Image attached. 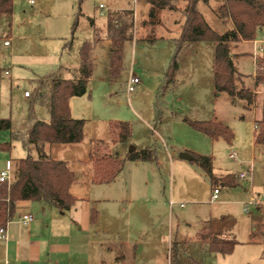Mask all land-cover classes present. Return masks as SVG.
Returning a JSON list of instances; mask_svg holds the SVG:
<instances>
[{
	"label": "rangeland",
	"instance_id": "obj_1",
	"mask_svg": "<svg viewBox=\"0 0 264 264\" xmlns=\"http://www.w3.org/2000/svg\"><path fill=\"white\" fill-rule=\"evenodd\" d=\"M149 1H81V15L72 42L74 54L69 51L70 64L77 56L76 46L92 37L89 19L94 20L96 28L103 29L108 14L117 18L123 11H133V39L124 43L122 70L113 80L108 77L109 42L102 41L95 46L88 92L70 100L72 118L84 120L82 139L76 144L54 145L52 156L65 162L73 173L69 191L79 199V203L86 200L96 210L100 208L117 214L123 226L119 227V220L106 221L111 223L113 240L124 244L127 264H132L131 260L133 264H168L170 241L179 243L183 264H264V245L258 243L262 240L260 228L264 225V146L254 150L252 140L254 118H260L264 89L262 86L257 88L259 93L250 107L252 111L244 110L241 103L232 105L225 93L215 95L213 44L193 42L182 46L174 83L162 95L165 71L174 54V39L178 38L176 21L184 18L182 8L186 2L175 0L177 12L161 11L160 24L156 25L148 16ZM17 3L24 7L27 5L25 0H17ZM223 3L224 0H209L207 4H198V10L209 27L219 35L230 30L216 14ZM78 4L79 0H45L36 2L33 9L48 19L67 20L69 15L71 24L63 36L69 39ZM99 5H104L107 11L100 13ZM0 24L5 35L8 18H3ZM255 39L264 40V32L256 33ZM34 40L22 39L20 53L34 55L32 51L42 44L62 46L64 43V40L59 42L51 35L39 43ZM3 41L0 39V68L6 69L15 60L10 59L9 50L2 46ZM254 48L242 42L229 44L235 68L245 76L244 81L252 90L251 76L254 72L264 76V42H259ZM254 51L256 62L262 63V69L257 72L252 57ZM24 60L31 62L25 63L24 72H12L10 78L0 75V98L3 99L6 118H10L18 130H24L28 125L30 107L37 121H49L50 81L44 82L43 94L38 98L28 80L36 68L29 69L35 66L34 60ZM45 76L48 79V73H42V77ZM75 77L71 75L68 78ZM54 78L59 77L55 75ZM131 78H137L139 83L134 92L128 93L126 86ZM25 92L31 94L29 100L24 98ZM183 118L193 121L214 118L227 126L236 140L230 144L223 139L210 140L183 122ZM117 121L130 124L132 132L128 143L121 144L113 138L111 125ZM131 147L137 151L153 150L156 162L126 160ZM182 152L210 156L213 172L235 174L237 186L220 188L219 200L210 203L212 188L201 169L194 163L182 162L186 168L172 165ZM231 152L237 154V162L228 159ZM90 153L96 158L118 155L125 161L114 184L97 186L86 183L91 175ZM27 155L37 158L36 150L29 147L27 151L21 142L15 141L10 152L11 160ZM250 166L253 169L251 180H238L237 176ZM206 229L223 238L234 239L237 242L234 251L225 256L209 254L195 240L197 233L201 230L206 232Z\"/></svg>",
	"mask_w": 264,
	"mask_h": 264
},
{
	"label": "trees",
	"instance_id": "obj_2",
	"mask_svg": "<svg viewBox=\"0 0 264 264\" xmlns=\"http://www.w3.org/2000/svg\"><path fill=\"white\" fill-rule=\"evenodd\" d=\"M74 15L70 29L69 40L65 43L68 49L74 38L80 13ZM209 0H185L183 9L184 23L178 38L174 39L175 49L169 66L165 71L164 84L161 87L162 95L167 87L174 83L178 71V54L185 43L209 42L213 44L212 79L214 92L225 93L230 98H238L248 105L252 104L254 94L252 91L235 85V69L231 59L229 44L255 40L258 29L264 28V8L260 0H225L216 11L218 18L223 23H232V29L219 35L213 31L198 10V4H207ZM149 19L154 20L158 10L176 11L175 0H150ZM13 10V0H0V22L3 17L10 16ZM113 18L108 14L103 29L93 28L92 37L82 42L78 51L77 76L73 79L51 78L49 84L48 114L49 121H37L33 117L32 108L29 110L28 127L24 132H12L10 118L0 119V132L9 131L10 141L0 143V152L10 153L12 142H21L23 148L29 151L34 146L37 158L27 155L16 160L12 166L11 180L8 184L0 186V226L5 227L14 212V205L18 201L39 202L56 208L60 212L68 211L75 199L69 194L74 176L63 161L56 160L44 150L45 145L76 144L83 135L84 120L74 119L70 114L69 100L73 97H82L88 92L94 58L95 46L102 41H109L110 53L108 59V77L116 79L122 70L123 46L133 39V13L123 12ZM116 20V24L114 21ZM89 24L93 26L91 20ZM262 63L255 65L256 72L260 71ZM262 86L264 89V76L257 74L254 87ZM44 89L43 79L37 83L36 94H42ZM183 122L192 129L207 136L210 140L223 139L227 144L234 140L230 129L214 118L207 121H193L183 118ZM254 145L264 146V101L261 104L260 118L254 122ZM113 138L116 142L125 144L131 138V126L128 122L117 121L111 125ZM193 156L192 163L208 178L210 184L219 188H235L237 181L232 174L216 176L212 171V158L210 156ZM126 160L130 162H156L153 150L142 149L129 152ZM91 163L92 181L98 185L112 183L121 173L125 161L118 155L96 158L89 154ZM96 213L92 211L91 221L94 222ZM264 236V226H263ZM198 243L205 247L212 255H230L237 245L231 238H223L209 230L197 234ZM181 252L177 241L171 242L169 249V264H183ZM197 263V262H195ZM198 264V263H197Z\"/></svg>",
	"mask_w": 264,
	"mask_h": 264
},
{
	"label": "crops",
	"instance_id": "obj_3",
	"mask_svg": "<svg viewBox=\"0 0 264 264\" xmlns=\"http://www.w3.org/2000/svg\"><path fill=\"white\" fill-rule=\"evenodd\" d=\"M25 1L27 5L24 7L19 5L17 3V0H13L12 14L10 16H6V18H8V28L4 29V33L5 36L9 38L10 44L8 46H4L2 44V46L9 50L10 59H13L15 61L11 63V67L8 66L6 69L0 68V75L2 74L3 76L10 78L12 72L14 73L15 71L18 72H21V70L23 71L24 68L26 67L25 63H31V62H24L25 61L24 59H27V61L34 60L33 63L35 66L29 67V69H34L36 67L34 71H31L30 78L28 79L33 84L35 90H36V85L40 80L43 79V81L46 83V81L48 80L50 81L51 79V78L47 79L46 76L42 77V73L45 74L48 73V77H53V78L56 75L62 79H73L68 77H70L71 75L77 76V69L79 63L78 51L82 43L79 46H76L77 56L75 59L72 58L73 63L70 64L68 58L70 53L69 51L72 50V43L70 48L66 49L64 45L69 39L63 38V36H65V30L70 27L71 17L68 15L66 17L67 20H63V19L57 20L53 18L48 19L47 16H43L39 14L40 13L39 10L33 9L36 2L41 3L44 2L45 0H34V3L32 5L28 3V0ZM259 3L262 6V8H264V0H260ZM182 9H184V7ZM129 11L130 10L123 12H129ZM161 11L163 10H158L156 12L154 20H152L151 22L156 23V25L160 24L159 13ZM130 12H132L134 16V12L133 11ZM171 12H177V11H171ZM89 20H91L93 23V26L89 25L93 31V28L95 27V22L92 19ZM183 23H184V18L180 21L178 20L176 21V29L178 36L182 29ZM227 26L229 27V29H231V23L228 22ZM258 32H264V28L258 29L257 33ZM47 35H51L52 37L57 38L59 42H63L64 40L63 45L60 46L58 44L57 45L42 44L39 49L32 51L34 55H31V53L27 55L25 54V52L20 53L19 47L20 44L22 43L21 42L22 39L26 38L28 42H31V39L34 38L35 39L34 42L39 43L43 39H46ZM259 42H264V40L261 41L255 39L253 41L242 42V43L251 44L253 50H255L254 47L255 46L257 47ZM12 43H14V45ZM189 43H193V42H189ZM109 47H110V43H109ZM73 52L74 50H72V53ZM252 57L254 58V62H256L257 55H255V51L252 53ZM234 69H235L234 79L237 89L244 87L245 89L252 91L255 98V95L259 93L257 91V88L260 87V86L254 87V79L256 73L254 72V74L251 76V83L253 88L252 90L247 86L248 84H246V81H244L246 80L245 76L237 71L235 65H234ZM262 71L264 70L262 69ZM25 93H24V98L26 100H29L31 98V94L29 93V96L26 97ZM42 94L38 96L36 94V96L40 98ZM228 98L232 105L241 103L242 108L244 110L252 111L250 107L254 104V98L251 105H248L245 101L240 100L238 98H230V97ZM70 100H69V107L71 105ZM3 117L6 118L7 116L5 114V106L3 103V99L0 98V119H3ZM241 119L243 120L244 117L242 116ZM255 120L257 119L254 118V122ZM27 127L28 125L24 130H18L14 127V123H12L11 131L24 132L27 129ZM252 140H253V149L257 150L258 147L254 145V136ZM8 141H10V132L9 131L0 132V143H4ZM13 143L14 142H12V144ZM53 146L54 145L44 146V150L48 152L52 158H54L52 156ZM30 148H33L35 150L34 146H30ZM7 160H9L13 166L15 161L11 160L10 153L0 152V171L3 169L5 161ZM237 161L238 158L233 162H237ZM182 162L183 163L186 162L188 164L192 163L185 160H181L178 157V159L172 161V165L179 166L180 168H186L187 165H183ZM213 169L214 168H213V159H212V171ZM90 173L91 175L88 176L86 183L90 185L98 186V184H95L92 181V169H90ZM213 174L216 176L225 175V174H217L214 172ZM115 180L112 183L106 184L104 186H111V184H114ZM210 186L211 188L213 187L211 184ZM220 195L221 192L218 195V200ZM70 196L75 199V204L68 211H64V212H60L56 208L44 205L43 203H39V202H31V201L16 202L14 205L13 216L5 226L7 233V240L0 241V263H3L4 261H8L12 264H47L48 262L54 264H127L128 258L127 255L124 253L125 252L124 244L120 243L119 240L118 241L113 240L112 236L110 235L111 223L106 221V219L112 221L119 220L118 221L119 227L123 226L117 214L113 212H108L107 210L104 211L103 209L100 208L96 210L94 207L90 205L88 201L82 200V202L80 201L79 203L78 201L79 199H76V197L71 194ZM105 201L107 202V200ZM210 203H214L211 202V195H210ZM92 211L96 213L94 222L91 221ZM25 215H31L33 218L32 221L27 224H23L21 222V217ZM263 226L260 228V232L262 235V240H259L258 242L260 245L261 244L264 245ZM200 232H202V230ZM195 240H197V235ZM170 244L168 247V254H167L168 264H169ZM131 262L133 264L132 260Z\"/></svg>",
	"mask_w": 264,
	"mask_h": 264
},
{
	"label": "built area",
	"instance_id": "obj_4",
	"mask_svg": "<svg viewBox=\"0 0 264 264\" xmlns=\"http://www.w3.org/2000/svg\"><path fill=\"white\" fill-rule=\"evenodd\" d=\"M29 4H33L34 0H28ZM98 9L100 10V13H103L104 11H107V8L104 5H99ZM114 23L116 24V20L114 21ZM0 39H4L3 41V45L4 46H8L10 44L9 38L7 36H5L2 32V30L0 29ZM7 74V73H6ZM139 83L137 78H131L129 79L127 86H126V90L128 93H132L135 91V86ZM25 96L28 97L29 93L26 92ZM254 131L256 132V126L254 127ZM228 158L230 160H236L237 159V155L235 152H231L228 155ZM252 166L246 168L245 171H243L242 173H240L237 176L238 180H243V181H249L252 178ZM11 172H12V164L9 160L5 161L4 167L3 169L0 171V186L4 185V184H8L11 180ZM220 193V190L218 187H212V194H211V202H215L218 200V195ZM251 203L253 204L254 201H251ZM172 205V203H170V206ZM180 207H182V205H180ZM32 216L31 215H25L23 217H21V222L23 224H27L29 222L32 221ZM7 240V233H6V229L5 227H1L0 226V241H6ZM0 264H12L8 261H4L3 263ZM47 264H54L51 262H48Z\"/></svg>",
	"mask_w": 264,
	"mask_h": 264
},
{
	"label": "water",
	"instance_id": "obj_5",
	"mask_svg": "<svg viewBox=\"0 0 264 264\" xmlns=\"http://www.w3.org/2000/svg\"><path fill=\"white\" fill-rule=\"evenodd\" d=\"M134 151H135V148L131 147L129 152L131 153V152H134ZM178 157H179V159L185 160V161H188V162H192L193 159H194L193 156L191 154L187 153V152L180 153Z\"/></svg>",
	"mask_w": 264,
	"mask_h": 264
}]
</instances>
